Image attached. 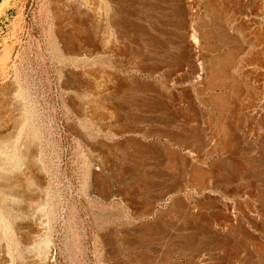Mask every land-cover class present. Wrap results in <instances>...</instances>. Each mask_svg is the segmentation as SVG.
<instances>
[{
  "label": "rangeland",
  "instance_id": "1",
  "mask_svg": "<svg viewBox=\"0 0 264 264\" xmlns=\"http://www.w3.org/2000/svg\"><path fill=\"white\" fill-rule=\"evenodd\" d=\"M159 1H132V13L150 16V24L134 22L147 35L138 45L123 42L115 60L103 55L92 33L82 31L85 20L81 24L79 18L65 35L81 40L83 60L57 57L51 44L64 31L54 19L51 0H13L0 18V89L15 81L26 104L28 130L46 170L42 212H47L56 264H190L197 249L220 237L239 239L235 251L241 264L263 263L264 210L242 195L249 181L264 192V126L248 123L239 106V46L223 48L233 35L221 36L216 25L236 20L237 28L245 30L244 17L234 0H202L201 21L222 39L214 42L217 52L206 51V80L194 88L185 81L192 66L181 59L180 48L169 45L162 55L145 40H162L157 29L164 28L156 22L163 17L156 11ZM165 29L175 34L173 27ZM158 60L181 66V75H174L182 80L179 91L168 90L156 74L142 72ZM233 158L236 171L220 178ZM177 185L181 197L163 198ZM184 198L200 213L190 220L173 213L174 203ZM14 238H8L12 247ZM216 244L205 252V263L218 264L214 255L222 251Z\"/></svg>",
  "mask_w": 264,
  "mask_h": 264
},
{
  "label": "bare ground",
  "instance_id": "2",
  "mask_svg": "<svg viewBox=\"0 0 264 264\" xmlns=\"http://www.w3.org/2000/svg\"><path fill=\"white\" fill-rule=\"evenodd\" d=\"M12 1L13 0L2 1L0 5V18L11 6ZM132 1L133 0H107L106 2L105 0H51L54 19L56 23L58 22L59 25L63 27L61 30L64 31L61 32L62 34L60 37L57 36L59 39L54 35L56 39L51 44L52 52L62 59L66 58L72 61L83 60L80 58L81 55L84 54V46L81 40L79 41L77 39L78 37H71L69 40V37L65 35L70 31L72 25L73 27L76 25V18H79L80 22L85 20V26H81L83 27L82 31H85L86 34L92 33L94 35V39L96 43H98L97 47L103 50V55L107 54L114 58L118 52V48H120L125 41L138 45L137 40L147 34L144 33L142 27L134 25V22L137 21L139 23L140 20H146V22L149 23L150 20H148L147 17L150 16L142 18L140 13H132L131 8L132 4H134ZM170 1L175 5L174 10H171L172 7L169 5ZM159 2H161V4L157 7L156 11L163 17H156V22L164 28L157 29L159 37L162 40H159V38L156 39V37H147L145 40L149 43V46L155 47V51L162 55H167L166 47L169 45L180 48L182 50L181 59H188L190 62L189 64L192 66V72L185 81H187L189 85L196 87L207 76L203 67L207 58L206 51L209 53L217 52L219 46H216L214 42L222 39L220 35H227V32L230 31L233 37L229 36L225 39L226 42H223L222 46L226 49L234 45L239 46L238 55L240 56L239 59L241 62L238 65L237 71L242 80L238 83L240 95V102L238 101L240 105H238L241 107V110H243L248 123L258 127L264 126V0H234L237 14L244 17L245 30L237 28L236 20L229 21L228 24H222L219 21V25L218 22L215 24L220 30L219 34H221H216V36L208 30L209 25L201 21L202 0H163ZM210 5L213 6L212 8L214 10L216 4L211 3ZM218 12L219 11H217V13ZM150 26H152V24ZM169 26L175 29V34L165 29V27L167 28ZM138 50L141 51L140 49ZM120 54L121 52L119 55ZM97 56L99 55L97 54ZM121 58V61H123V57ZM236 58L238 57L236 56ZM65 61L67 62V60ZM182 62L183 61L180 63ZM176 67L180 69L181 66L177 65ZM178 68H174L172 62L168 60H158L154 62L151 67H143L141 70L146 73H154L159 78L161 77V79L168 84V90L179 91L182 87V80H177L178 75L174 76L177 73L181 75V73L177 72ZM63 70H65V68ZM72 71L73 70H71V72ZM76 74L77 73H74V75ZM66 76H68V74ZM11 79H13V77ZM68 80L71 81L70 79ZM61 81L64 82L63 79ZM201 85L202 84L198 86L202 87ZM16 86L17 84L15 81H8L5 82L4 86L0 89V264H56L55 254L54 251H52L54 248L53 245H51L53 242H51L52 240L49 241L50 238L48 239L47 237L49 224L48 220L45 219L47 216L44 218L45 215L43 212L45 213V209H43L42 212L44 190L47 182V177L45 175L46 170L44 171V164H42L39 149L29 133V123L26 117V108L24 107L26 104L23 106L24 103L22 104V99H19L20 91ZM82 98L83 102L89 100L88 97ZM66 103L68 106L69 102ZM189 112L190 111H188V113ZM191 156H194V154H191ZM236 162V158L231 159L229 163L230 166L224 169L220 178L229 179L232 172L236 171L233 170V166L236 165ZM177 187L178 185L176 188ZM258 188V186L256 187L249 181L244 188V193L242 192V198L246 201L254 199L264 210V201L258 200V197L262 196L260 194H264V192ZM181 190V188L169 189L166 194H164L165 197L163 196V198L174 199L175 197H181ZM206 193H208L207 189L203 191V194ZM164 200L165 199H162V201ZM47 204L48 203H46V205ZM174 204L175 209H173V213L178 217L190 220L194 218L196 214H200L199 211L192 208L190 201L186 198L180 200L178 204H176V202ZM206 205L209 208L211 207L209 200L206 201ZM214 212L217 213L216 211ZM222 220H224V224L230 222V219ZM10 236L16 238V241L14 238V247L10 245L11 243L9 244L8 238ZM214 242L218 243L216 247L219 245V250L222 251H220L221 253L219 252L220 254L217 253L214 255V259L218 264H241L244 262L235 251L236 247H238L239 239L236 237H220L217 239L215 238L214 241L205 242V247L203 244L204 249H197L196 246L198 243L195 244L196 242H193L195 246L194 244L192 245L197 251H194L196 258L192 259L190 264H209L208 262L205 263L202 258H204L205 252L208 253L215 249L211 248ZM249 258L247 256L245 262H248ZM262 264H264V258Z\"/></svg>",
  "mask_w": 264,
  "mask_h": 264
}]
</instances>
